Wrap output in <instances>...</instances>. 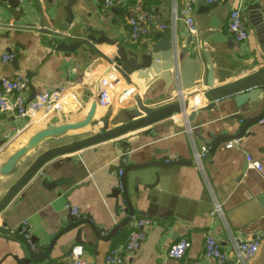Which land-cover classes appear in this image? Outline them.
I'll use <instances>...</instances> for the list:
<instances>
[{"label": "crops", "instance_id": "1", "mask_svg": "<svg viewBox=\"0 0 264 264\" xmlns=\"http://www.w3.org/2000/svg\"><path fill=\"white\" fill-rule=\"evenodd\" d=\"M189 1L119 0L113 8L105 10L103 0H0V54L15 55L11 63H0V82L4 78L27 77L30 85L23 103L53 88L65 89L75 100L57 111L49 106L23 117L14 101L0 102V170L36 135L85 121L93 103H97L102 82L112 84L110 104L97 105L89 124L63 136L42 139L27 150L10 173L0 177V198L43 151L127 123L128 106L122 103L124 90L134 89L144 104L153 109L177 101L178 87L161 76L155 79L154 72L148 78L132 73L130 82L115 72L120 82L113 85L112 79L103 78L96 94L97 79L121 48L142 54L145 47L175 37L183 51L190 53L196 49L198 56H207L213 87L264 68V0H220L211 6L204 0H195L193 19L197 32L193 35L185 23ZM68 7L77 22L97 32L95 39L102 40V44H93L102 57L86 45L74 53L53 50L50 32H60L59 23L67 18ZM235 9L240 10L249 32L243 43H237L227 30L229 15ZM76 28L78 25L73 24V29ZM64 35L75 34L64 32ZM189 59L193 56L185 58L190 72L182 77L188 83L182 93L186 99L198 93L199 100L208 88L200 86L198 90V84H189L199 63ZM205 100L197 108L187 109L186 115L198 111L191 124L186 121L180 125L182 115H178L133 133L140 136L129 144L124 163L171 158L195 163L197 151L237 134L260 111H244L246 106L238 109L229 99L214 106ZM234 141L221 140L214 155L205 162L160 170L162 179L152 192L144 189L155 183V178L148 176L150 171L135 173L139 181L134 180V173L130 174L132 222L122 235L109 242L98 241L84 226L85 256L94 264H105L106 254L124 246L136 219L144 218L151 220L144 227L146 242L138 252L126 255V264H215L204 257L207 236L220 241L229 264H264V237L256 256L247 262L240 260L236 247L237 242L250 241L264 233V120L253 124L247 135L228 149L227 145ZM122 151V138H118L53 159L0 213V227L5 224L11 231L25 228L44 245L76 218L66 209L69 204L78 207L83 218H89L107 234L128 216V208L118 193L120 171L115 169L122 161ZM246 156L257 161L263 167L262 172L250 168ZM56 181L62 185L53 189L43 186ZM216 204L222 206V214L211 216ZM76 232L60 238L49 263L63 264L74 246L66 254L62 251H66L65 246ZM182 239L190 241L191 248L182 260L170 259L168 249ZM19 246L18 241L0 233V264H15L9 254L18 253Z\"/></svg>", "mask_w": 264, "mask_h": 264}, {"label": "water", "instance_id": "2", "mask_svg": "<svg viewBox=\"0 0 264 264\" xmlns=\"http://www.w3.org/2000/svg\"><path fill=\"white\" fill-rule=\"evenodd\" d=\"M115 9H118V7L116 6ZM65 11L67 18L65 19L64 23H59L60 32H50V35L52 36L50 45L53 46V50L56 53H74L78 51L82 45H86L91 48L97 55L102 57V53H100L96 47V45L99 46L102 44V40L95 39L97 32L90 27H86L80 21L77 22L72 13L71 7L66 8ZM73 24H77L78 29H73ZM64 32H69L75 35H64ZM93 42H95L96 45H94ZM109 44L113 43L111 42ZM144 51L145 53L137 54L132 51L127 52L124 48L119 49L116 52V57L109 59V67L102 74V76L97 79L96 94L98 93V84L100 83L101 79L110 78L113 80L114 84H118L120 82V79L116 76L115 72H118L121 77L127 82H130V75L132 73H138L140 77L148 78L150 74L154 72L156 73L154 74L155 79H157L158 76H161L164 79H167V81H169L171 85L173 84L175 85V87H178L180 93L177 97V101L158 109H153L147 107L144 104V99L137 95L134 89L124 90V98L122 100V103L128 106L125 111L128 117L127 123L114 127L112 129H103L100 133H97L90 137L80 140H74L70 143L58 145L43 151L34 159L32 163H30V165L22 173V175L0 198L1 213L32 181V179L42 171L44 166L53 159L70 155L83 149L102 144L104 142L122 138V161L117 167H115V169L116 171L122 170V176L120 179L122 190H118V193L122 196L123 201L128 208V216L113 228H111L107 234L102 230L97 229L94 223H92L89 218H79L77 220L76 218H73L74 220H72V222H70L67 227L58 232L48 243L44 245L40 244L39 239L33 236H30L29 238L26 237V232L23 231L22 227H20L16 231H11L4 224L2 225V227H0V233L15 239L20 243L19 252L9 254V257H11L15 261V264H43L45 262H49L51 259L50 254L54 250L60 238L74 230H77L74 239L65 246L66 251H62V254H66L71 249V247L84 244V226L88 227V229L94 234L96 239L102 242H109L116 236L122 235L127 226L132 222L134 217L133 205L129 197L130 194L128 181L130 174L134 173V176H136L134 180L139 181L138 176L135 173L150 171L148 176H153L155 178V183H153L152 185H146L144 189L152 192L162 179L160 170H168L179 166H187L191 164L195 165L199 163L196 161H194L195 163L184 162L176 158H171V160L169 161L153 160L142 164L127 165L123 160L128 154L129 144L132 143L134 139L140 136V133H133L140 131L143 128L154 125L162 120L176 117L178 115H182L179 123L180 125H184L186 121L191 124L198 114V111H194L190 115H186L187 109L192 110L197 108L198 105L204 104V99L212 104V106H214L216 102L220 100L229 99L231 103H235L238 109L246 106L247 109H244V111L249 112L256 109L260 110L256 117L246 121V123H244L240 127L237 134L227 136L224 137L225 139L215 141V143L210 147L208 153L201 160L202 162H205L214 155L217 148L219 147V142L221 140H241L244 136L247 135L248 129L253 124L264 120L263 67L261 69L254 70L249 74H244L237 80H233L224 85L213 87L214 82L211 76L212 69L207 56H198L196 49L194 51H191L190 53L185 50L183 51L178 44V40L175 37L169 38L167 40H160L157 43L151 44L148 47H145ZM188 55L193 56V59H189V61H199V63L193 69L194 80L189 82V84H198V90L202 88L200 86H206L208 88L203 91L204 96L199 100L198 93L192 95L189 99H186L182 93V89H186V85H188V83L186 84V81H184L182 78L187 76V71L190 72V70H188V62L185 61V58ZM200 61H202L204 65H202ZM195 89L196 86L191 91ZM96 107L97 103L94 102L87 119L83 122L67 124L60 128L47 130L36 135L32 139V141H30L27 147L21 149L20 151L15 153L11 157V159H9L3 169L0 170V177L7 173H10L13 169V166H15L17 161L27 152V150L39 143L42 139L50 136H63L69 130L80 129L89 124L93 118ZM60 185H62V182L56 181L49 185L44 184L43 186L46 189H53ZM135 192L137 194L139 193V187L135 188Z\"/></svg>", "mask_w": 264, "mask_h": 264}, {"label": "built area", "instance_id": "3", "mask_svg": "<svg viewBox=\"0 0 264 264\" xmlns=\"http://www.w3.org/2000/svg\"><path fill=\"white\" fill-rule=\"evenodd\" d=\"M220 0H204V2L211 6L218 3ZM119 0H103V8L109 10L113 8ZM195 0H190L185 8V23L188 31L191 35L196 34L197 28L193 19ZM227 30L232 38L237 43L245 42L249 37V32L246 29L242 14L239 9L233 10L228 18ZM15 55L13 53H1L0 63L9 64L14 61ZM30 85V80L25 76H16L14 78H4L0 82V102L7 104L10 101L17 103L20 108L22 117L29 114L42 111L51 106L53 109L60 110L64 104L72 105L74 100L73 94H66L65 89L53 88L48 89L33 99L23 103V98ZM114 85V83H113ZM112 84L106 80L102 82V87L99 90L97 96V105L99 107H107L110 104V91ZM239 140H235L233 143L227 145L228 149H231L234 145H237ZM210 147H203L201 151L195 153V161L201 162L202 158L208 153ZM247 164L250 168L262 172L263 167L255 161L252 157L246 156ZM119 176H122V170L119 172ZM119 190H122V184L119 183ZM66 209L69 211L72 217L83 218L81 211L78 207L67 204ZM222 214V206L216 204L212 209L211 216ZM151 224L149 219H136L134 223V229L130 232L126 244L120 248L111 249L105 256V264H126V255L138 252L145 244L147 234L144 231V227ZM26 232V237H30L28 231L22 228ZM264 233L257 235L255 239L250 241H239L236 244L238 255L241 261L247 262L259 251L260 242L262 241ZM191 248L190 241L182 239L173 245L167 251V255L170 259L182 260L189 249ZM204 257L208 260L214 261L215 264H229L228 256L223 252L220 241L213 236H207L204 242ZM43 264H51L45 262ZM63 264H94L85 256V249L82 245H75L70 253L64 259Z\"/></svg>", "mask_w": 264, "mask_h": 264}]
</instances>
